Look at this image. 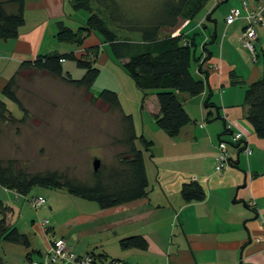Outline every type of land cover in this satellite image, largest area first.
Returning <instances> with one entry per match:
<instances>
[{
  "label": "crops",
  "instance_id": "1",
  "mask_svg": "<svg viewBox=\"0 0 264 264\" xmlns=\"http://www.w3.org/2000/svg\"><path fill=\"white\" fill-rule=\"evenodd\" d=\"M209 1L206 14L215 3L213 0L208 5ZM238 3L236 7L241 1ZM75 12L71 0H26L24 23L18 29V37L0 39V60L7 61L10 70L6 75H12L21 62L32 60L38 54L58 52L60 48L58 45L55 48L53 43L57 41L58 25L60 22L66 25ZM210 17L208 15L206 19ZM240 19L243 20L241 17L236 21ZM242 27L243 24L238 29ZM179 30L189 35L194 28L185 21L173 35ZM231 34L226 33L227 42L222 40L220 47L226 45L228 49L234 42L237 50L243 52L238 34ZM99 41L95 39L91 43ZM257 41L258 37L256 49ZM201 52L195 54L196 57ZM210 54L207 88L212 93L216 89L220 91L223 103L214 104L220 117L207 107L206 86L197 96L180 93L179 99L191 121L177 136L169 137L156 126L154 117L159 112V105L155 94L147 93L139 121L132 116L136 134L153 141L150 150L143 154L147 195L110 208L81 213L80 219L73 217L67 221L70 239H65L77 253L94 250L126 264H264V138L256 136L246 122V108L241 100H231L234 94L228 87L241 83L234 65L225 58L223 51L218 54L220 56H214L211 51ZM197 65L192 63L194 73L202 77ZM260 74L254 69L248 84ZM8 76L0 77V90ZM233 80L240 82L233 83ZM120 104L123 112L128 114ZM224 129L227 133H223ZM237 130L244 133V142L251 148V153L230 146L228 151L233 164L218 172L214 161L218 140H228ZM191 179H196L204 188V200L184 202L182 199L181 185ZM80 227L83 234L98 233L102 240L86 248L73 244L71 230ZM136 234L146 240V249L119 247L120 238Z\"/></svg>",
  "mask_w": 264,
  "mask_h": 264
},
{
  "label": "trees",
  "instance_id": "2",
  "mask_svg": "<svg viewBox=\"0 0 264 264\" xmlns=\"http://www.w3.org/2000/svg\"><path fill=\"white\" fill-rule=\"evenodd\" d=\"M208 1L160 0L156 8L148 15L135 17L116 0H71L74 11H85L88 16L76 29L60 22L55 38L59 43L74 44L77 47L76 50L38 54L32 60L21 62L19 68L2 85L1 92L7 99L17 104L25 117L27 110L22 107L16 95L17 79L21 76L23 69H30L32 72L42 71L89 90L98 75L95 63L98 57L106 52L133 79L135 86L143 94L142 100L149 92L155 94L159 105V112L154 117L156 126L169 137H175L191 121L178 94L186 93L189 96L201 94L205 86L208 87L209 74L199 63L200 55L197 57L195 55L193 39H189V35L181 31L177 35L171 33L181 22H188L203 9H207ZM219 1L215 0L212 8L207 14L205 13V19L206 16H211V11L220 3ZM25 2L26 0H0L1 40L18 37V29L24 23ZM226 25L229 24L226 23ZM163 30L168 31L163 33ZM90 36L100 41L97 44L84 45L85 40ZM214 40L213 35L210 43ZM206 44L202 46L201 52L205 53V60L211 56L210 51L205 48ZM100 52H102L101 55ZM66 60L74 61L78 68L84 70L81 78L74 79L69 72H64L63 63ZM193 62L198 64V72L203 78L194 73ZM239 82L233 80V83ZM211 95L212 91L209 89L206 97L207 107L214 108L219 118L217 107L209 102ZM94 98L106 103L109 107L116 108L121 114L122 135L117 142L124 147V150L116 153L114 163L110 165L100 163L98 170H93L92 181L86 182L57 170L29 172L17 165L16 160L11 159L5 163L0 159V186L13 191L29 202L34 197L27 198L26 195L34 186L65 190L71 195L95 202L100 209L146 196L148 179L143 154L144 151L150 150L153 141L142 134H136L132 115L123 112L115 91L103 89ZM243 106L246 108V122L256 136L264 138V61L261 75L247 85ZM19 120L23 119L15 118L6 103L0 99V123L6 121L14 123ZM227 131L224 129L223 133ZM234 147L242 150L240 145H234ZM180 195L184 202H191L204 200L206 193L196 179H191L181 185ZM45 203L46 200L43 205L35 209L44 207ZM7 212H11V208L0 200V240L21 244L26 248L30 247L28 236L19 232L13 223L7 224ZM46 232H49V227ZM60 238L65 239L64 236ZM118 243L121 249H146L147 247L146 240L137 234L122 237ZM67 244L78 255H91L94 264H103L105 261L116 259H108L105 253H96L94 250L79 254L72 245L68 242ZM38 254L40 258L31 264L45 262L59 264L47 258L46 251ZM30 256L31 253L28 251L26 259L30 260ZM0 264H2L1 260Z\"/></svg>",
  "mask_w": 264,
  "mask_h": 264
},
{
  "label": "rangeland",
  "instance_id": "3",
  "mask_svg": "<svg viewBox=\"0 0 264 264\" xmlns=\"http://www.w3.org/2000/svg\"><path fill=\"white\" fill-rule=\"evenodd\" d=\"M116 1L129 14L143 17L152 12L160 0ZM220 1L210 19H205L206 9H203L191 21H188L194 28L189 34V39H193L195 44L193 50L196 55L202 51L205 43H207L205 48L213 52L214 56H220L218 54L223 51L225 58L234 65L235 74L241 79L240 84L228 87L234 94L231 100H241L243 104L249 75L254 69L259 70L260 73L263 71L264 24L256 26L258 37L256 54L258 55L255 59L240 41L239 47L244 50L243 52L237 50L234 42L228 49L226 45L220 47L222 40L227 42V38H224L226 33L227 35L232 33L231 36H237V34L240 36L242 29L238 27L242 24L246 25V21L240 19L227 27L225 18L230 9L239 4V0ZM213 2L210 0L208 5ZM87 16L88 13L85 11H77L71 19H67L65 24L77 28ZM184 22H181L171 34H176ZM167 31L163 30V33ZM214 34L216 38L210 43ZM91 42H95L94 36L90 37L86 44H94ZM53 43L55 48L57 45L60 48L57 49L58 52L77 48L70 43L57 41ZM100 50L103 51L102 48ZM244 52L247 54L246 57ZM205 58V53H201L199 62L202 60L209 63L210 58L207 60ZM6 63L7 61L0 60L1 79L10 75V73L6 75L9 70ZM95 64L98 68V75L89 90L42 71L32 72L30 69H23L21 76L17 79L16 95L22 107L27 110L25 117L17 104L7 99L0 90V99L6 103L13 116L23 119L14 123L10 121L0 123V159L3 162L6 163L13 159L18 162L17 165L29 172L57 170L86 182L92 181L94 158L100 159L103 165L114 163L116 153L124 150V147L117 142L122 135L121 114L116 108L109 107L94 97H97L103 89L115 91L121 99L124 110L128 114L132 113L131 115L139 121L143 94L120 64L106 52H103ZM63 70L69 72L74 79L81 78L84 73V70L78 68L75 62L70 60L63 63ZM11 74L13 75L14 71ZM12 75L8 76V79ZM206 90L207 97V87ZM209 102L216 106L223 103L219 89L213 90ZM213 110L214 108H209V111ZM38 196L45 198L46 205L35 209L22 196L0 186V200L11 208V212L6 213L7 224L13 223L19 232L28 236L30 242V247L26 248L21 244L0 240L2 264H31L38 260L40 258L38 253H45L50 237L69 238L70 230H68L67 221L73 217L80 219L81 213L92 212L98 208L95 202L71 195L65 190L34 186L26 195L27 198ZM44 219L48 220L49 232H46L47 227L40 224ZM80 230L82 227L71 230L74 234L71 240L73 244L86 248L102 240L98 233L88 235ZM28 251L31 253L30 260L26 259Z\"/></svg>",
  "mask_w": 264,
  "mask_h": 264
},
{
  "label": "built area",
  "instance_id": "4",
  "mask_svg": "<svg viewBox=\"0 0 264 264\" xmlns=\"http://www.w3.org/2000/svg\"><path fill=\"white\" fill-rule=\"evenodd\" d=\"M241 17L246 21V25L243 26L239 39L242 46L246 48L252 55V58L255 59L257 56L255 47V41L257 39L256 26L264 24V0H242L240 7L230 9L225 20L227 24H231ZM243 136L244 133L241 130H237L231 133L228 140H218L217 151L214 156L216 171H223L231 164L232 159L228 151L230 146L234 147V145H240L246 154L251 153V148L245 144ZM44 201L45 199L42 197H34L30 200L34 207L43 205ZM47 223V219L40 222V224L45 226V228L47 227ZM46 254L47 258H49L52 262L59 264H94V260L91 255L76 254L68 247L66 240L60 237L49 238ZM44 264L48 263L45 262ZM103 264L126 263L119 259H111L105 261Z\"/></svg>",
  "mask_w": 264,
  "mask_h": 264
},
{
  "label": "water",
  "instance_id": "5",
  "mask_svg": "<svg viewBox=\"0 0 264 264\" xmlns=\"http://www.w3.org/2000/svg\"><path fill=\"white\" fill-rule=\"evenodd\" d=\"M100 159L98 158H94L92 161V166H93V170L96 171L98 170L99 166H100Z\"/></svg>",
  "mask_w": 264,
  "mask_h": 264
},
{
  "label": "bare ground",
  "instance_id": "6",
  "mask_svg": "<svg viewBox=\"0 0 264 264\" xmlns=\"http://www.w3.org/2000/svg\"><path fill=\"white\" fill-rule=\"evenodd\" d=\"M199 63H201V64H202V68H203V69H205V70H207V71H208V69H209V64H208V63H206V62H203L202 60H201Z\"/></svg>",
  "mask_w": 264,
  "mask_h": 264
}]
</instances>
